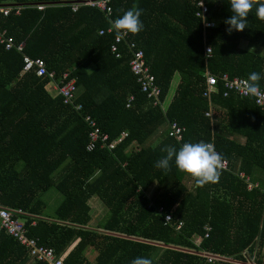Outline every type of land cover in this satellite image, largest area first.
Segmentation results:
<instances>
[{
	"label": "trees",
	"instance_id": "1",
	"mask_svg": "<svg viewBox=\"0 0 264 264\" xmlns=\"http://www.w3.org/2000/svg\"><path fill=\"white\" fill-rule=\"evenodd\" d=\"M1 1L22 9L20 16L0 17V31L16 47L0 46V205L23 213L27 238L63 264H131L138 256L153 264H209L207 257L214 264H264V107L221 80L243 81L253 71L264 76V21L255 3L248 28L228 35L229 0H107L110 15L89 7L74 13L75 0ZM201 2L212 29L197 18ZM134 4L142 9L143 30L116 45L110 23ZM132 42L155 79L157 100L130 71L125 46ZM24 56L44 60L57 81L64 74L75 79L82 110L50 95L47 76L24 72ZM208 74L218 85L205 94ZM260 85L264 91V79ZM87 117L112 143L126 137L114 150L99 142L88 151ZM175 123L179 136L170 135ZM200 141L229 162L218 183L197 188L174 161L167 172L155 167L164 147ZM50 191L62 197L52 215L42 201ZM92 199L108 209L97 227ZM0 264H32L4 231Z\"/></svg>",
	"mask_w": 264,
	"mask_h": 264
},
{
	"label": "built area",
	"instance_id": "2",
	"mask_svg": "<svg viewBox=\"0 0 264 264\" xmlns=\"http://www.w3.org/2000/svg\"><path fill=\"white\" fill-rule=\"evenodd\" d=\"M82 7H90V8H97L102 11H107V14L110 15L111 11L107 7V0H76V3L73 4L72 10L74 13H77L80 8ZM201 11L197 13V18L204 21L205 29H212L215 27V24L206 22V16L209 13L208 7L205 6L203 2L200 3ZM21 7H11L8 6L7 3H4L0 0V17L8 18L12 13H15L16 16H20ZM40 10H43V8H40ZM111 30L108 31L110 33ZM104 33L101 32V35ZM123 37H118L115 41L116 45L120 44ZM0 46L4 47L6 50H13L15 49L14 40L12 38H9L6 32L0 31ZM126 47L128 48V51L130 52L132 56V61L130 62V71L131 73L136 77L137 83L140 86V89L143 93H146L148 96H151V98H154L157 100L158 95L160 94V91L158 87L155 85V79L153 76L150 75L149 69L147 68L143 53L139 50H136V46L134 44H126ZM24 49V45H20L17 50L19 52H22ZM112 53L117 52L116 46H113L111 49ZM208 54H211V50H207ZM118 57V55H117ZM35 69L36 73L39 77H45L47 76L50 80L53 82L54 79V73H49L46 70V64L45 61L42 59H33L28 56H24V72H29L31 70ZM67 74H64L59 82H54L55 88L58 91V94L60 95V98L63 100V103L65 105H68L69 107H74L78 111L82 110V106L76 105V80H66ZM225 84L226 87L229 89L236 88L238 92L241 95H244L240 92V86H241V80H235L231 82L227 75L223 76L221 79ZM218 85V79L215 76H212L208 74L206 76V86L207 90L205 91V94L211 92L214 90V87ZM264 92V91H262ZM229 92H225L224 95L227 96ZM247 96V95H245ZM133 98H130L129 101H131ZM257 104L261 107H264V96H260L259 98H256ZM128 107V105H127ZM211 113H208L207 116H211ZM86 121L89 122L91 126V133H90V143L87 147L88 151H92L96 148V144L101 142L103 148H107L109 150H112L115 148L114 143L121 142L124 137H126V134L123 133L119 138H117L114 143H112L109 139V136L106 134L101 133V130L99 126L96 124L95 121H92L91 117H87ZM171 133L170 135H180L182 132V129L177 126V123L172 125ZM217 151V150H216ZM222 170H229V162L227 160H224V166ZM242 178H245V182L247 183L248 190H251L253 187L252 184H250L249 178L245 177L244 174H241ZM258 185H256L257 187ZM161 211V209L159 210ZM23 216V213L21 211H9L7 209L2 208L0 205V231H4L7 233L10 237L16 239V241L26 248L28 251L29 258L33 260L36 263L39 264H63V259L57 258L55 252L51 249L44 248L42 246L38 245V241L34 239L27 238V233L25 230V222L20 220V218ZM169 222L171 220V217L166 218ZM181 229V226L178 230ZM208 231V229H207ZM207 262L209 264H214L216 260L214 257H207ZM224 264H241L237 261H234L232 259H228L225 261Z\"/></svg>",
	"mask_w": 264,
	"mask_h": 264
},
{
	"label": "clouds",
	"instance_id": "3",
	"mask_svg": "<svg viewBox=\"0 0 264 264\" xmlns=\"http://www.w3.org/2000/svg\"><path fill=\"white\" fill-rule=\"evenodd\" d=\"M74 3H76V0L71 4V8ZM254 3L256 18L264 21V0H229L231 15L224 21L227 26L226 32L228 35H231L234 31L243 32L248 28L247 18L254 7ZM141 16L142 9L134 4L131 9L124 11L121 16L111 21L109 30L114 31L118 37H123L128 34H138L144 27ZM132 44L136 46L135 42H132ZM136 50H138L137 46ZM112 54L115 55L116 58H121L119 50H117L116 54ZM262 79H264V76L258 72L253 71L249 73L247 78L241 82L240 92L253 98L264 96V92L261 91L260 85ZM59 81L60 80H55L54 82ZM51 82L53 83V90L56 92V95L60 96L55 88L56 84L50 80V83ZM162 151L166 155L156 161L155 167L158 169H162L165 172L170 171L172 162L174 161L176 169L190 176L194 180L197 188L219 182L221 171L224 166V158L215 150V146L212 143L204 141L195 143L186 142L183 143L178 150L174 146H166ZM131 264H153V260L149 257L138 256L131 261Z\"/></svg>",
	"mask_w": 264,
	"mask_h": 264
},
{
	"label": "rangeland",
	"instance_id": "4",
	"mask_svg": "<svg viewBox=\"0 0 264 264\" xmlns=\"http://www.w3.org/2000/svg\"><path fill=\"white\" fill-rule=\"evenodd\" d=\"M243 49V48H242ZM179 82V77L175 76L174 81L172 83L170 92L168 94L167 102L170 103L173 99V96L176 92V86ZM53 83L47 85V91L53 95L54 92L52 90ZM57 194V193H56ZM54 191H50L48 194L43 195L42 201L47 204V214L52 215L54 210L60 205L62 201V197L57 194L56 195ZM92 207V219L93 223H91L92 227H97L99 223H101L104 218L108 215V210L98 199H92L89 203Z\"/></svg>",
	"mask_w": 264,
	"mask_h": 264
},
{
	"label": "crops",
	"instance_id": "5",
	"mask_svg": "<svg viewBox=\"0 0 264 264\" xmlns=\"http://www.w3.org/2000/svg\"><path fill=\"white\" fill-rule=\"evenodd\" d=\"M245 44H242L241 45V48H244L245 46H244ZM52 90H53V88H52ZM53 92H54V94L52 95V96H54V95H56V92L53 90ZM49 93V92H48ZM50 94V93H49ZM51 95V94H50ZM189 178H191L190 176H189ZM153 191V190H152ZM151 191V192H152ZM48 194V193H47ZM56 194V193H55ZM57 195V194H56ZM95 200V199H94ZM92 223H93V221H92ZM73 250V248H71V249H69V252H71ZM32 261V264H34V263H36V262H34L33 260H31Z\"/></svg>",
	"mask_w": 264,
	"mask_h": 264
},
{
	"label": "bare ground",
	"instance_id": "6",
	"mask_svg": "<svg viewBox=\"0 0 264 264\" xmlns=\"http://www.w3.org/2000/svg\"><path fill=\"white\" fill-rule=\"evenodd\" d=\"M113 143H114V142H113ZM118 144H119V142L114 143L115 147H116ZM114 149H115V148H114ZM114 149H112V150H114Z\"/></svg>",
	"mask_w": 264,
	"mask_h": 264
}]
</instances>
